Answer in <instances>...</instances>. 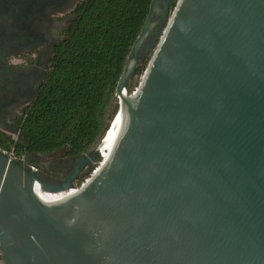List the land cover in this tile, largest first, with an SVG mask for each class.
<instances>
[{
	"label": "water",
	"instance_id": "95a60500",
	"mask_svg": "<svg viewBox=\"0 0 264 264\" xmlns=\"http://www.w3.org/2000/svg\"><path fill=\"white\" fill-rule=\"evenodd\" d=\"M172 3L152 0L115 147L72 196L36 189H73L104 138L55 183L0 150L4 264H264V0H177L167 18Z\"/></svg>",
	"mask_w": 264,
	"mask_h": 264
},
{
	"label": "trees",
	"instance_id": "16d2710c",
	"mask_svg": "<svg viewBox=\"0 0 264 264\" xmlns=\"http://www.w3.org/2000/svg\"><path fill=\"white\" fill-rule=\"evenodd\" d=\"M151 2L87 0L20 125L25 139H9L0 150L25 156L62 150L78 158L94 149L104 138L109 115L117 112V105L111 111L116 86ZM145 67L146 61L134 76Z\"/></svg>",
	"mask_w": 264,
	"mask_h": 264
},
{
	"label": "flooded vegetation",
	"instance_id": "af4514ba",
	"mask_svg": "<svg viewBox=\"0 0 264 264\" xmlns=\"http://www.w3.org/2000/svg\"><path fill=\"white\" fill-rule=\"evenodd\" d=\"M86 3L87 0H0L1 145L12 135L20 138V125L39 95L55 52L68 39ZM152 40L151 35L147 43ZM51 154L29 157L32 162L31 158ZM76 161L66 157L53 165L63 176L52 173V168L37 167L45 182L55 183L72 170Z\"/></svg>",
	"mask_w": 264,
	"mask_h": 264
},
{
	"label": "rangeland",
	"instance_id": "374dc122",
	"mask_svg": "<svg viewBox=\"0 0 264 264\" xmlns=\"http://www.w3.org/2000/svg\"><path fill=\"white\" fill-rule=\"evenodd\" d=\"M176 2H177V0H173L172 5H171L170 8L167 10V13H166V17H167V18H168V17L170 16V14L172 13L173 8H174V6L176 5ZM143 46H144V44H143ZM143 46H142L141 50L143 49ZM154 50H155V47L152 48V49H150V50L148 51V53L144 56V59H143L142 63H143L144 61H146V67H147L148 62L150 61V59H151V57H152V55H153ZM146 67H145V69H146ZM143 73H144V72H143ZM142 76H143V74H142L141 76L136 75V76H133V77L131 78V80H130V82H129V84H128V87H127V94H132V93L138 88V86H139V84H140V82H141ZM128 89L131 90L130 93H128ZM117 104H118L117 101H115V102L113 103V105H112V107H111V111L114 109V107H115ZM11 138H12L13 140H18V139H20L17 135H12ZM92 150H93V149H92ZM92 150H91V151H92ZM91 151H90V152H91ZM108 151H109V148L107 149L106 152H108ZM66 157H67V156H65L64 152H63L62 150H60V151H56V152H54V153H52L51 155H48V156H39V157H37V158H35V159H32V158H31V160H32L33 163H35V164L38 165L39 167H42V168H44L45 170H50V169L52 168V170H53V171H51L52 173H56V174H58V175L63 176L64 173L62 174V171H61L60 169H56V167H54L53 165L59 163L61 160L66 159ZM104 159H106V153H105V155L102 157V159H99L98 161H93V162H91L89 168L93 170L94 168H97V167H98V169H100V167H101V165H102V163H103L102 160H104ZM100 163H101V164H100ZM98 169H97V171H98ZM67 173H68V172H67ZM86 174H87V170H84L83 173H82L81 175H79L78 178L73 182V186H72L73 190H74V188L77 189V188L80 187V185L82 184V182H84V178H85ZM41 176H42V175H41ZM65 176H66V175H65ZM64 178H65V177H63L61 180H63Z\"/></svg>",
	"mask_w": 264,
	"mask_h": 264
},
{
	"label": "bare ground",
	"instance_id": "6f19581e",
	"mask_svg": "<svg viewBox=\"0 0 264 264\" xmlns=\"http://www.w3.org/2000/svg\"><path fill=\"white\" fill-rule=\"evenodd\" d=\"M127 96L128 94H126V97ZM123 124H124L123 115L122 113H119L117 117L115 118L114 122L110 125L108 132L106 133L104 139L99 144L98 153H99L100 159H102V157L106 153V159L102 160L103 163L107 161V159H109L115 147L117 139L119 137ZM108 148H109V151L106 152ZM36 190H37V194L46 200H66L75 193L73 189H70L65 192H56V193L46 192L40 188H37Z\"/></svg>",
	"mask_w": 264,
	"mask_h": 264
},
{
	"label": "built area",
	"instance_id": "2783aa9c",
	"mask_svg": "<svg viewBox=\"0 0 264 264\" xmlns=\"http://www.w3.org/2000/svg\"><path fill=\"white\" fill-rule=\"evenodd\" d=\"M4 154L7 155V157L9 158V160L12 161H16L17 163H19L21 166H23L24 168L33 171V172H39V169L37 167V165H35L34 163H32L30 161V157L29 156H25L23 154H16L15 151L13 149H10L8 151H3L1 150ZM98 167L94 168L93 170L91 169L85 176L84 178V182H86L94 173H96ZM82 182V183H84ZM75 190V188H74ZM0 264H4L3 263V255L0 251Z\"/></svg>",
	"mask_w": 264,
	"mask_h": 264
}]
</instances>
